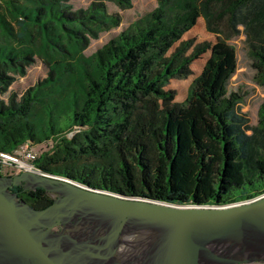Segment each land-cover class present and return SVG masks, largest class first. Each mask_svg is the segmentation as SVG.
<instances>
[{"label": "trees", "instance_id": "obj_1", "mask_svg": "<svg viewBox=\"0 0 264 264\" xmlns=\"http://www.w3.org/2000/svg\"><path fill=\"white\" fill-rule=\"evenodd\" d=\"M72 1L0 3V153L43 147L35 161L42 173L178 206L225 207L264 195V104L254 127L243 96L229 88L238 70L229 41L242 33L264 86V0H157L155 11L91 57V41L121 18L104 0L80 10ZM200 18L219 37L215 22L232 32L215 45L182 40ZM208 51L187 100L175 102L167 86L189 78ZM37 60L47 77L23 94L11 92ZM12 193L36 209L53 203L43 189Z\"/></svg>", "mask_w": 264, "mask_h": 264}, {"label": "water", "instance_id": "obj_2", "mask_svg": "<svg viewBox=\"0 0 264 264\" xmlns=\"http://www.w3.org/2000/svg\"><path fill=\"white\" fill-rule=\"evenodd\" d=\"M18 186L43 189L53 203L33 208L12 193ZM258 198L188 207L99 191L45 173L0 176V264L254 262L261 259L246 248L264 244V196ZM224 242L228 249L220 258L212 248Z\"/></svg>", "mask_w": 264, "mask_h": 264}, {"label": "rangeland", "instance_id": "obj_3", "mask_svg": "<svg viewBox=\"0 0 264 264\" xmlns=\"http://www.w3.org/2000/svg\"><path fill=\"white\" fill-rule=\"evenodd\" d=\"M3 0H0L2 3ZM75 10L87 9L92 0H74L72 1ZM133 6L130 9H120L113 0H104L107 12L111 15H118L121 18L120 26L110 31L100 34L98 40H92L88 50L85 52L87 57L93 56L100 48L107 45L111 40H114L120 36L124 31L130 29V27L141 17L152 13L158 7L157 0H133ZM215 28L219 30L222 35L220 37L225 38V35L230 34L232 30L228 27L226 22H215ZM243 31V27L239 28ZM219 35L211 33L207 29L206 21L200 18L197 21L196 26L183 36L182 40L193 41L194 46L202 43H211L215 45L219 39ZM236 51L238 57V70L235 76L231 79L229 88L236 93H240L244 102L242 103V112L248 116L252 126L256 127L260 121V109L264 104V86L256 81V72L253 68L254 60L250 54V46L247 42V37L244 33L229 41ZM192 50L189 52V54ZM211 57V51H208L201 56L200 59L195 61L191 67L192 75L185 80H172L167 86L168 90H174L177 92L175 102L183 103L189 96L190 89L194 82L200 78L204 72V69ZM47 77V68L42 61L37 60V63L28 70L27 75L24 78H18V80L10 88V91L17 94H23L28 89L32 88L37 82ZM4 172H10V170L4 169ZM51 199L54 196L48 193ZM247 252L260 258L250 262L248 259L236 261L234 264H264V244L254 243L246 248ZM222 258L224 256L217 255Z\"/></svg>", "mask_w": 264, "mask_h": 264}, {"label": "built area", "instance_id": "obj_4", "mask_svg": "<svg viewBox=\"0 0 264 264\" xmlns=\"http://www.w3.org/2000/svg\"><path fill=\"white\" fill-rule=\"evenodd\" d=\"M43 151H44L43 147L38 148L32 146L31 144H25L13 154L0 153V176H3L1 175L3 173H7L4 172V169L7 168L8 170H10L11 173L14 172L15 175L21 174L23 172H28L33 174H43L42 171H40L35 166V161L40 157ZM258 199L259 198H257V200ZM191 206L193 205H190L188 207ZM202 207L211 208L214 206H202Z\"/></svg>", "mask_w": 264, "mask_h": 264}, {"label": "bare ground", "instance_id": "obj_5", "mask_svg": "<svg viewBox=\"0 0 264 264\" xmlns=\"http://www.w3.org/2000/svg\"><path fill=\"white\" fill-rule=\"evenodd\" d=\"M264 195H262V196H260V197H263ZM134 235V233H131L130 235H129V237H131V236H133ZM228 244L229 243H227V242H224V243H220V244H218V245H216L214 248H212V251L214 252V254L215 255H222L223 253H224V251L226 250V249H228ZM135 258H137L136 260L137 261H139V257L138 256H135ZM135 260V261H136Z\"/></svg>", "mask_w": 264, "mask_h": 264}]
</instances>
